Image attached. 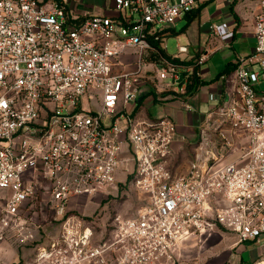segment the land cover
I'll list each match as a JSON object with an SVG mask.
<instances>
[{
  "label": "built area",
  "instance_id": "2783aa9c",
  "mask_svg": "<svg viewBox=\"0 0 264 264\" xmlns=\"http://www.w3.org/2000/svg\"><path fill=\"white\" fill-rule=\"evenodd\" d=\"M204 1L112 0L111 13L97 14L67 0H0V264H23L5 259L6 243L32 246L27 264H175L191 236L216 228L239 243L262 241L264 0L255 48L223 76V96L198 127L204 147L186 173L169 167L178 123L137 113L148 71L162 88H184L187 67L151 39ZM211 30L233 38L227 22ZM132 49L136 66L124 70L118 59ZM209 129L221 149L208 147ZM241 141L242 153L227 160ZM128 180L145 203L132 217L116 215L110 237L94 242L73 202ZM43 210L52 217L40 220ZM252 264H264V252Z\"/></svg>",
  "mask_w": 264,
  "mask_h": 264
},
{
  "label": "crops",
  "instance_id": "0c3cea01",
  "mask_svg": "<svg viewBox=\"0 0 264 264\" xmlns=\"http://www.w3.org/2000/svg\"><path fill=\"white\" fill-rule=\"evenodd\" d=\"M212 6L214 8L210 11L209 8ZM259 9L260 0H205L193 11L195 16L187 28L181 31H187L194 23L197 26V39L190 41L189 45L180 44L187 45V52H178L177 54L168 52L165 44L168 36L164 37L162 48L167 54L187 61L192 60L198 65V73L201 78L209 81L190 95L186 94L173 98H168L169 95H159L157 100L152 94L148 95L137 109L140 117L155 118L169 115L178 123L179 140L174 144V153L169 162V167L176 174H183L189 170L188 164L185 162L187 159L185 157L186 151L183 150L185 139L195 137L197 128L206 122L207 114L222 98L224 91L223 76L235 68L239 56L254 50L256 44L254 22L255 14ZM222 16L224 17L221 21L214 20V18ZM185 19L188 22L187 17ZM222 22L229 23V30L233 31L231 41H229L230 39L222 40L215 36L211 30L212 24ZM171 28L177 31L176 26ZM178 33L177 31L170 36ZM235 41L240 42L237 49L234 45ZM220 53L222 54L220 55ZM192 68L193 65L188 66L187 71L191 72ZM227 68L231 70L222 73ZM258 88L264 89V80L260 82ZM187 105L192 106V108H187ZM76 202L73 203L76 204ZM2 252L5 259L11 263L18 261L24 255V251L16 249L12 243H6ZM241 260L244 261L243 257L239 259V261Z\"/></svg>",
  "mask_w": 264,
  "mask_h": 264
},
{
  "label": "rangeland",
  "instance_id": "374dc122",
  "mask_svg": "<svg viewBox=\"0 0 264 264\" xmlns=\"http://www.w3.org/2000/svg\"><path fill=\"white\" fill-rule=\"evenodd\" d=\"M73 6L80 11L89 10L97 14L111 13L112 0H67ZM214 6L210 7L212 11ZM222 17L214 18L215 21H221ZM187 21L185 18L177 22L176 30L179 32L177 35L168 36L165 40L166 48L168 52L177 54L178 47L180 44H190V41L197 39V26L192 24L187 31L181 32V29L186 25ZM231 41V39L229 40ZM240 42L234 43L237 49ZM132 51V52H131ZM127 51L125 54L119 57V67L124 70L134 69L136 61L138 59V52L135 49ZM222 53H220L221 55ZM147 57V55L145 56ZM154 56L150 55L147 59H153ZM156 61L157 58L155 57ZM159 62V61H158ZM158 79L155 78L154 71H148L145 75L144 91L142 95L146 94L153 95L154 93H146L152 90L160 93L164 90H173L179 92L176 97L183 96L185 88L176 90V88H162L160 87ZM181 94V95H180ZM175 95L170 94L168 98H173ZM95 108V106H94ZM208 136L214 140L215 144H209V148H222L223 140L218 136L214 129H209ZM186 138V137H185ZM185 145L183 150L186 151L185 162L188 167H191L192 162L198 152H202L204 147V139L201 138L200 129L197 128L195 137H187L185 139ZM246 142L241 141L235 147L229 149L227 160L234 159L237 155L241 154L244 150ZM183 163V161L180 159ZM146 194L139 191L129 180L125 182H118L116 186L106 188L101 194L91 195L88 198L83 197L77 200V209H74V213H78L84 216L94 230V242L106 240L110 237V230L112 228L111 222L116 215L123 217H132L136 215L138 209L145 203ZM40 220H45L53 215L51 210H43L39 214ZM49 227V224L44 222L43 226L40 227V234H43V230ZM25 247L20 248L25 254L32 251V246L24 244ZM264 252V236L261 242L246 241L238 242V237L235 233L225 228H216L212 232L203 233L199 236H191L188 243L182 250L180 259L175 264H236L239 263V259H242L246 264H252L253 261L259 256L260 253ZM20 261L23 264H27L31 261L30 257H22ZM242 261V260H241ZM15 264V263H14Z\"/></svg>",
  "mask_w": 264,
  "mask_h": 264
},
{
  "label": "trees",
  "instance_id": "16d2710c",
  "mask_svg": "<svg viewBox=\"0 0 264 264\" xmlns=\"http://www.w3.org/2000/svg\"><path fill=\"white\" fill-rule=\"evenodd\" d=\"M195 16V14H193V12L187 14V19H188V22L187 24L181 29V31H184L187 26L190 24L192 18ZM174 33H177V31H175L174 29L172 28H168L166 30H164L162 33H161V38L159 40H155L154 38L151 39V42L153 43L154 46L158 47L161 52H163L167 57H169L170 59H172L174 62H177V63H180V64H183L185 65L186 67L190 66V65H193V68H192V71L191 72H188V71H185V77L184 79H182L180 81V85L181 86H184L185 88V92H183L182 94H193L194 92L197 91V89L201 86V85H204L206 83H208L209 81L208 80H205V79H202L201 76L199 75L198 73V65L195 64V62H192V60L190 61H187V60H184V59H181L177 56H171L169 54H167L164 49L162 48V41L164 39V37L166 36H170ZM155 59V56L154 58ZM231 69L230 68H227L225 69L222 73H227L229 72ZM150 94L151 93H154L155 95V100H157L158 96L161 95V96H166V95H170V94H174L175 96H177L176 94H179V92H176V91H173V90H164L160 93H157L156 91L152 90L151 92H149ZM181 95V94H180ZM174 96V97H175ZM146 97V94L144 95H141L139 101H138V106L142 103L143 99Z\"/></svg>",
  "mask_w": 264,
  "mask_h": 264
},
{
  "label": "water",
  "instance_id": "95a60500",
  "mask_svg": "<svg viewBox=\"0 0 264 264\" xmlns=\"http://www.w3.org/2000/svg\"><path fill=\"white\" fill-rule=\"evenodd\" d=\"M183 78H184V73L181 74L180 79H183ZM181 264H186V263H181Z\"/></svg>",
  "mask_w": 264,
  "mask_h": 264
}]
</instances>
